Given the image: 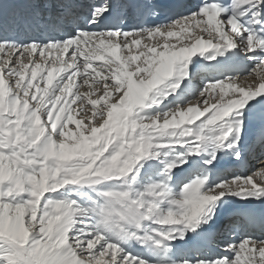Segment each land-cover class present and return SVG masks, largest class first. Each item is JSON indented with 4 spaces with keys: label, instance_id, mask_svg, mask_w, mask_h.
<instances>
[{
    "label": "snow or ice",
    "instance_id": "snow-or-ice-1",
    "mask_svg": "<svg viewBox=\"0 0 264 264\" xmlns=\"http://www.w3.org/2000/svg\"><path fill=\"white\" fill-rule=\"evenodd\" d=\"M253 160L264 0H0V264H264Z\"/></svg>",
    "mask_w": 264,
    "mask_h": 264
},
{
    "label": "bare ground",
    "instance_id": "bare-ground-1",
    "mask_svg": "<svg viewBox=\"0 0 264 264\" xmlns=\"http://www.w3.org/2000/svg\"><path fill=\"white\" fill-rule=\"evenodd\" d=\"M261 163V162H260ZM260 163H259V165H257L256 167H250V171H252V170H255V169H257L258 167H260L261 165H260ZM249 174H250V172H249Z\"/></svg>",
    "mask_w": 264,
    "mask_h": 264
}]
</instances>
